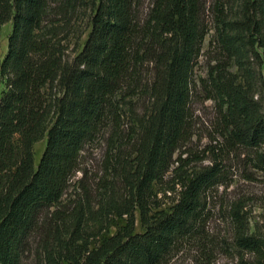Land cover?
I'll return each instance as SVG.
<instances>
[{"label":"trees","instance_id":"1","mask_svg":"<svg viewBox=\"0 0 264 264\" xmlns=\"http://www.w3.org/2000/svg\"><path fill=\"white\" fill-rule=\"evenodd\" d=\"M82 7L89 32L71 47L67 27ZM141 8L142 0H0V40L12 24L0 68V264H170L185 245L213 264L219 245L207 231V195L226 182L222 161L216 155L190 172L181 154L193 137L197 83L217 107L221 148L253 152L264 174V0ZM207 37L206 55H216L198 81ZM141 100L144 112L124 137V107ZM109 133L103 176L95 187L74 183L85 148ZM173 173L164 193L179 191L165 210L156 188ZM246 206L230 209L225 253L264 264V226L251 223ZM117 219L126 224L109 237Z\"/></svg>","mask_w":264,"mask_h":264},{"label":"rangeland","instance_id":"2","mask_svg":"<svg viewBox=\"0 0 264 264\" xmlns=\"http://www.w3.org/2000/svg\"><path fill=\"white\" fill-rule=\"evenodd\" d=\"M211 1L207 0V7ZM153 0H142V12L147 13ZM238 1L234 2L233 6L237 7ZM82 7L76 15L71 18V23L67 27L69 39L73 41L71 47H76L78 43L81 46L84 44L88 35V25L91 11ZM206 16L205 21L210 26L213 25L211 14ZM12 31V24H7L3 28L2 38L0 40V68L1 64L8 53V37ZM209 40L207 37L202 57L195 72V79L200 81V78H206V70L211 57L216 54L212 52L210 56L206 55L209 50ZM264 74V70H263ZM152 77V66H148L145 72V78L148 80ZM146 81V79H145ZM197 81V82H198ZM198 87L194 91L192 98V113H193V137L192 140L186 145L181 154L183 159L187 160L189 165L184 169L185 171H193L211 165L216 155L222 161V168L224 169L225 184L218 186L207 195V211L209 212V219L207 223V231L212 238L218 243V254L214 259L213 264H237L238 261L234 260L232 256L225 253L226 247L232 244V226L230 221V209L237 201H245L246 210L249 213L251 223L253 225L264 226V174L258 171L251 164L253 152L244 151L239 149L237 151L227 152L221 148L223 138L220 135L219 128V115L215 103L206 99V94L197 83ZM5 90V83L0 76V97ZM147 100H141L138 104L128 105L124 107V118L122 127V136L126 137L128 131L131 129V122L137 115H142L146 107ZM134 106V108H133ZM131 109H134L132 113ZM111 136L109 133L107 137L94 145H89L85 148L81 158L82 172H79L73 178L75 183L79 179H83L85 184L95 187L96 182L103 176V162L107 153V142ZM46 148V140L39 143L35 148V161L38 167L41 157ZM179 166L174 165L173 170ZM175 173L166 177L165 188L157 187L159 199L162 200L163 209L169 210L173 201L176 199V192L166 191L174 186ZM86 176V177H85ZM126 222L117 219L115 226L110 229L109 237L114 236L121 227H124ZM136 232H142L141 220L138 216L136 225ZM232 246V245H231ZM181 251L170 264H201V250L194 245H185Z\"/></svg>","mask_w":264,"mask_h":264}]
</instances>
